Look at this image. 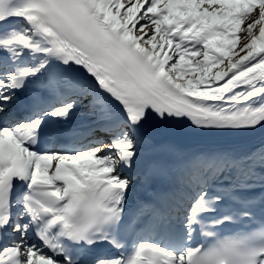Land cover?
Masks as SVG:
<instances>
[{"label": "snow or ice", "instance_id": "6c2138e0", "mask_svg": "<svg viewBox=\"0 0 264 264\" xmlns=\"http://www.w3.org/2000/svg\"><path fill=\"white\" fill-rule=\"evenodd\" d=\"M0 264H264V0H0Z\"/></svg>", "mask_w": 264, "mask_h": 264}]
</instances>
